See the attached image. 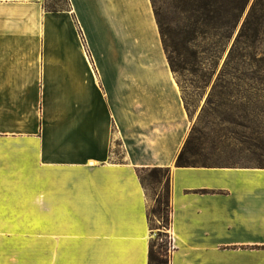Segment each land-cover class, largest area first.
Wrapping results in <instances>:
<instances>
[{"label": "crops", "instance_id": "0c3cea01", "mask_svg": "<svg viewBox=\"0 0 264 264\" xmlns=\"http://www.w3.org/2000/svg\"><path fill=\"white\" fill-rule=\"evenodd\" d=\"M192 127L152 0H0V264H149L155 167L170 264H264V167L176 166Z\"/></svg>", "mask_w": 264, "mask_h": 264}, {"label": "rangeland", "instance_id": "374dc122", "mask_svg": "<svg viewBox=\"0 0 264 264\" xmlns=\"http://www.w3.org/2000/svg\"><path fill=\"white\" fill-rule=\"evenodd\" d=\"M224 1L229 13H223L218 21L206 25L199 21V14L193 12L195 0H153L158 18L165 36V46L170 64L174 68L177 81L181 87L186 107L193 123L190 145L191 166H228V167H264V141H243V128L237 124H227L219 114L206 116L203 108L217 78L224 68L229 52L241 30L247 14L255 0H249L243 15L234 7L237 0ZM46 4L55 5L57 0H45ZM63 3V0L59 4ZM247 56L236 62L239 77L234 78L233 89L239 97L237 101L229 99V107H223L219 113H243L240 108L245 100L242 95L251 83L244 82L242 73L257 72L264 76V32L259 36L255 46L247 49ZM255 83V82H253ZM251 93H254L249 110L255 123L253 130H246L249 137L264 138V85L256 81ZM260 96V98L258 97ZM233 102V103H232ZM119 156H123L122 144L117 141ZM147 184V193L155 205V198L160 193V186L153 182L150 172L143 173ZM150 208V209H151ZM152 217L155 238L158 233L168 232L160 220ZM39 236L34 235V241Z\"/></svg>", "mask_w": 264, "mask_h": 264}, {"label": "trees", "instance_id": "16d2710c", "mask_svg": "<svg viewBox=\"0 0 264 264\" xmlns=\"http://www.w3.org/2000/svg\"><path fill=\"white\" fill-rule=\"evenodd\" d=\"M59 3L61 0H57ZM153 1V0H152ZM249 0H237L236 6L234 7L239 11V18L243 15L246 6ZM55 5L46 4L44 0L45 8L50 12H58L63 10L70 9V0H63V3ZM223 2L219 0H195L193 6V12L195 14H199L198 20L203 21L204 24L211 25L213 22L218 21L223 13H229L230 10L226 6L223 5ZM154 6V2H153ZM154 10L156 13V17L158 19V23L160 26L164 46L165 36L162 31L161 21L158 18V14L156 12L155 6ZM264 32V0H255L247 14L245 21L242 24L241 30L236 38V41L229 52L228 58L225 62L224 68L221 71L219 77L215 85L213 86L209 97L206 101V105L203 108V112L206 116L219 114L222 116V120L227 124H237L243 128V132L241 134L243 141L247 142V139L250 140H260V143L264 141V138L257 135V137H249L246 133V130H253V123H255L253 117L251 116L249 107L250 104L255 97L254 93H251L250 89H252L253 84L259 82L264 85V76L257 72H243L242 80L244 82H248L249 89H245L244 94L242 95V100H245L244 103L241 104L240 108L243 113L237 114L232 110L236 107L232 105L230 108V113L223 114L219 113V110L223 107H229V99L233 101H237L239 98L235 90L233 89L234 78L241 79L239 77V68L236 66V62L243 57L247 56V49L255 46V43L259 40L260 34ZM166 49V46H165ZM167 52V50H166ZM169 59V56H168ZM170 63V60H169ZM171 66V64H170ZM173 72L174 68L171 66ZM234 77V78H233ZM255 82V83H253ZM260 98V96L258 95ZM233 103V102H232ZM192 141V131L191 134L182 149L179 153L176 166L178 167H189L190 163V145ZM212 167V166H211ZM219 167H228V166H219ZM149 171L151 176L153 177V182L157 186L161 187V191L157 194L155 198V205L150 209L149 217L150 224L152 229V217L160 220L162 227L166 229L170 228L171 220H172V205H171V168L166 167H155V168H143L138 170V175L141 179L142 185L144 188H147L146 180L143 177V173ZM147 191V190H146ZM259 248L264 249V246ZM171 261V251H170V233L160 231L158 233V237L154 238L150 244V252H149V264H170Z\"/></svg>", "mask_w": 264, "mask_h": 264}, {"label": "built area", "instance_id": "2783aa9c", "mask_svg": "<svg viewBox=\"0 0 264 264\" xmlns=\"http://www.w3.org/2000/svg\"><path fill=\"white\" fill-rule=\"evenodd\" d=\"M174 248L173 242H172V237L170 235V251Z\"/></svg>", "mask_w": 264, "mask_h": 264}]
</instances>
